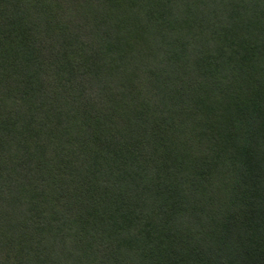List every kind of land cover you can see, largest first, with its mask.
<instances>
[{
    "label": "trees",
    "instance_id": "obj_1",
    "mask_svg": "<svg viewBox=\"0 0 264 264\" xmlns=\"http://www.w3.org/2000/svg\"><path fill=\"white\" fill-rule=\"evenodd\" d=\"M0 264H264V0H0Z\"/></svg>",
    "mask_w": 264,
    "mask_h": 264
}]
</instances>
